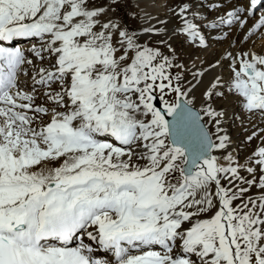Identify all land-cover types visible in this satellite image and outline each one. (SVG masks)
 Returning a JSON list of instances; mask_svg holds the SVG:
<instances>
[{
  "label": "snow or ice",
  "instance_id": "1",
  "mask_svg": "<svg viewBox=\"0 0 264 264\" xmlns=\"http://www.w3.org/2000/svg\"><path fill=\"white\" fill-rule=\"evenodd\" d=\"M262 0H0V264H264Z\"/></svg>",
  "mask_w": 264,
  "mask_h": 264
},
{
  "label": "bare ground",
  "instance_id": "2",
  "mask_svg": "<svg viewBox=\"0 0 264 264\" xmlns=\"http://www.w3.org/2000/svg\"><path fill=\"white\" fill-rule=\"evenodd\" d=\"M262 2H264V0H262ZM262 12H264V7L258 6L256 10V15L259 16ZM258 43H264V40L258 41Z\"/></svg>",
  "mask_w": 264,
  "mask_h": 264
}]
</instances>
